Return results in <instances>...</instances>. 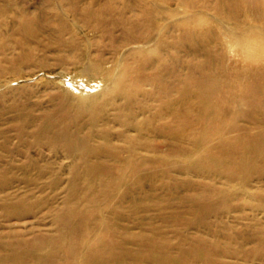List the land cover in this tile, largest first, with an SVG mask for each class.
Returning <instances> with one entry per match:
<instances>
[{"label": "rangeland", "instance_id": "obj_1", "mask_svg": "<svg viewBox=\"0 0 264 264\" xmlns=\"http://www.w3.org/2000/svg\"><path fill=\"white\" fill-rule=\"evenodd\" d=\"M68 1L0 0V182H6V186L0 188V253L6 252L7 243L30 240L41 234L57 235L55 215L57 211L67 209L66 190L73 179H77L74 182L80 190L77 195L87 196L80 202L83 208L80 209L84 210V214L87 213L91 224L89 232H92L93 244L97 247L112 241V232L106 233L108 228L111 229L110 222L119 226V230H129L121 235L126 241L140 234H146L150 238V228L158 226L167 238L163 241L177 243L178 236L173 232L181 230L169 217L175 213L184 214L185 217L189 215V208L183 202L190 194L186 182L208 184L211 180L195 173L181 174L173 169L165 176L163 173H151V162L146 161L152 158L151 150L136 149L138 155L135 156L127 150V143L119 134L126 133L132 138L142 135L147 144L158 147L163 153L168 150L166 146L170 144L171 139L156 137L143 131L139 134L132 126H122L123 123L117 120L119 110L124 111L122 96L116 97L105 108L101 106L99 99L113 92L116 80L113 81L110 77L117 78L120 69L127 62L136 79L140 81L131 85L138 93L159 92L157 88L160 86L155 82L159 76L163 81L161 87H165V83H174L181 92L183 84H190L193 80H184L186 70L182 69L180 64H173L174 67L179 65V73L176 71L172 76L167 75L166 67L174 62L172 57L175 56L174 47L169 46L177 42L183 44L177 49L178 58L183 62L192 60L193 63L195 61L190 55L191 48L210 42L215 49V63L217 61V65L220 64L222 71H225L224 74L215 75V79H219L220 83H228L225 92L228 90L229 94L226 98L237 96L245 99L248 94L245 87L250 83L249 78H252L253 74L259 76L258 70L264 66V0H114L116 8L123 10L124 18H131L136 12L124 3L143 1L149 4L151 9L153 7L154 13L161 10V13H155L156 25L142 19L141 27L148 28L152 25L154 30L150 32L155 40L164 42L162 49L169 48L170 52L164 53L165 57L162 58L153 52L158 48L154 40L124 42V34L119 29L100 32L92 26H84L79 15L70 13ZM85 1L78 3L75 0V5L82 9ZM105 1L107 0H100L101 3ZM255 6L261 11L257 16L252 11ZM26 18L35 24L33 27H36V31L32 36H27L20 30L22 20ZM183 23L193 25V31L187 32V26H182ZM173 25H177V28H173ZM253 27L259 31H251L250 28ZM166 31L169 32L165 34ZM186 32L189 34L185 35ZM142 45L149 47L135 50L137 46ZM148 52L154 59H158V63L153 67L152 64L142 63V70L137 71L140 66L131 59V54L137 53L139 58H142ZM254 54H259L258 61L250 60L249 57ZM88 67H93V70H87ZM176 75H182V78H177ZM171 94L170 99L179 97L173 91ZM138 99V105H161V102L150 101L147 95L138 96ZM219 103V108L228 111L235 108V105L233 107L227 104L225 99ZM91 107L96 111V122L91 121V117H95L89 114ZM148 110L144 113L140 111L142 115H138V122L150 115ZM104 113L109 120L102 118ZM169 120L166 118L161 124ZM239 124L252 127L251 123L249 125L245 120ZM39 125H47L51 129L50 132L59 134L62 130L69 129L74 132L79 129L82 137L91 136L93 155L90 156L93 161L99 160L104 164L107 167L105 169L111 171L110 174L116 175L121 161L131 156L138 157L137 163H147L148 171L152 175L147 174L144 177L139 190L136 186H131L133 192L120 207L124 213L123 219H113L111 213L113 205L117 207V192H113L108 201L99 200L93 204L87 201L91 193L88 189L91 188L89 177H86L81 166L77 176L72 174L73 158L63 150L62 143L36 140L34 132ZM204 129L199 126L195 130L204 133ZM106 130L110 132L111 146L118 151L116 157L106 151L105 139L102 137ZM212 130L214 131H210L205 137L218 138L216 129ZM178 143L190 146L187 143ZM175 145L176 142L173 146ZM217 146L218 144L210 146L214 156L218 154ZM162 160L160 162H165ZM178 160L186 161L181 157ZM76 162L80 163L79 160ZM109 167L111 169H108ZM102 174L98 171L93 175V194L100 195L102 192L100 179L107 177L106 171ZM250 178L248 185H242L237 180L227 182L221 175L213 179L216 187L230 195L229 204L232 208L220 219H210L215 221L218 227V238L209 237V234L204 237L217 239L222 243L211 264H264L258 259L247 261L241 254L237 255L238 253L233 251L232 254L224 252V249H234L239 247V244L248 250L252 249L254 243H245L243 238L250 237L255 228L259 227L260 230L264 226V213L254 212L249 208L250 204L260 202V194L264 196V175L254 173ZM134 197L140 200L141 205H133L131 200ZM74 203L75 201H72V204ZM16 206L24 209L23 215L7 214ZM211 234L215 235L212 232ZM188 236H194V230H189ZM128 248L135 252L137 246L129 244ZM44 253L48 255L47 250H44ZM172 256L176 257L175 250ZM199 259L196 258L194 264H201ZM205 262L210 264L208 260ZM144 264L154 263L146 261Z\"/></svg>", "mask_w": 264, "mask_h": 264}, {"label": "bare ground", "instance_id": "obj_2", "mask_svg": "<svg viewBox=\"0 0 264 264\" xmlns=\"http://www.w3.org/2000/svg\"><path fill=\"white\" fill-rule=\"evenodd\" d=\"M76 1L78 3H80L79 1L83 2V0ZM110 1L107 0L101 3L100 0H86L85 6H80L82 9L75 5V0H69L68 2L71 7L70 13L73 12L79 15L80 21L84 26H92L100 32L119 29L124 34V42H134L141 39L156 41L150 32L154 30L151 27L152 25H149L148 28L141 27V20L145 19V22L155 24L156 15L161 13V10H158L157 13L155 12V15L153 7L151 9L149 4L147 5L143 1L124 3L136 11L131 18H124L123 10L116 8L114 0ZM137 5L140 7H136ZM252 11L255 16L261 12L257 6L252 7ZM34 25L32 20L26 18L22 20L20 30L25 35L32 36L36 31V27H33ZM182 26H187V32L193 31V25L190 23H183ZM173 28H177V25H173ZM250 30L253 32L259 31L256 27L250 28ZM168 32L166 31L165 34ZM187 32L185 35L189 34ZM156 42L155 45L158 48L153 52L159 58L165 57L164 53L170 52L169 48L162 49L164 42L160 41V39H157ZM181 46H183L181 42L169 46L174 47L175 56L172 57L174 62L166 66L167 75L172 76V74H176L179 66L174 67L173 64H180V67L186 70L183 75L184 80H193L190 84H183L181 92L174 83H165V87H161L163 81L159 76L156 77L157 81H155L160 86L157 88L159 92L138 93L131 85L140 81L136 79L133 69L130 68L127 62L120 69L117 78H112L109 74L111 80H116L114 82V90L111 94L99 99L101 100V106L105 108L116 97L122 96V108L124 106V111L123 109L119 110L117 114V120L123 123L122 126L127 128L132 126L139 134L140 132H147L154 136L156 135V137L162 136L171 139L170 144L166 146L168 150L163 153L158 147L147 144L146 139L142 135L132 138L126 133L119 134L127 143V150L134 153L135 156L138 155L136 149L151 150L153 153L152 158L146 160L151 162V173H163V176H165L169 175V170L173 169L181 174L191 175V173H195L211 180L208 184L186 182V188L190 191V194L183 199V202L189 208V215L185 217L184 214L175 213L169 217L174 224H178L180 227L181 231L173 232L178 236L179 241L177 243L163 241V239L167 238L158 226L150 228V234H152L150 238L146 234H140L126 241L122 239L121 235L122 232H129V230L127 228L119 230V226L110 222L111 229L108 228L106 233L112 232V241L97 247L96 244H93L92 232H89L91 224L88 221L87 213L84 214V210H81L83 208L80 206L82 199L84 197L87 198V196L77 195L80 190H78L79 188L74 182L77 179H73L66 190V204H68V207L64 211H57L55 215L57 235L41 234L35 235L30 240L22 239L17 243H7L5 245L6 252L0 253V264H26V262H29V264H144L146 261H151L154 264H194L196 258H200L201 264H205V260H208L210 264L214 262L217 253H219L218 248L222 243L217 239H207L204 235L209 234V237L218 238V227L215 225V221L213 222L210 219H220L232 207L229 204L230 195L216 187L213 179L221 175L227 182L237 180L242 185H248L250 177L254 173L264 175V66L258 70L260 72L259 76H254L253 74L252 78H249L250 83L245 87L248 92L245 99L237 96L226 98V95L229 94L228 90L225 92L228 83L223 81L220 83L219 79H215V75L218 73L224 74L225 71H222L220 64L217 65V61L215 63V49L210 42L191 48L190 55L193 56L195 63L192 60L183 62L181 58H178L179 51L177 49ZM143 47L147 48L149 46H137L135 50L137 51L138 48L142 49ZM150 54L148 52L142 58H139L140 56L137 53L131 54V59L138 67L140 66L137 71L142 70V63L152 64V67L155 63H158V59H154ZM258 55L254 54V56L249 58L252 61H258ZM91 69L93 70V67H88L87 70ZM177 73L179 72L177 71ZM176 77L182 78V75H176ZM118 81L121 82L119 83ZM172 91L177 93L179 97L170 99ZM216 91H219V93H216ZM145 95L148 96L150 101L161 102V105L155 107L138 105V96ZM135 96L136 98L134 99ZM222 99H225L227 104H231L233 107L235 105V108H232V110L229 108V111L225 108H219V102ZM136 108L138 109L135 112ZM149 108L153 109L148 110ZM146 110H148L150 115L138 122V115H142ZM89 114L95 116L91 117L92 122L98 121L96 120V111L93 107L90 108ZM102 115L103 119L106 118L104 116L106 113ZM166 118L170 119L169 122L163 123L164 125L161 124V121L166 120ZM106 120L109 119L106 118ZM244 120L249 125L251 123L252 127L239 124L240 121ZM142 122L144 123L142 124ZM199 126L205 128L204 133L195 130ZM213 128L216 129L215 133L219 135H217L218 138L205 137L210 131H214L212 130ZM78 130L71 132L66 129L59 134L50 132L51 129L47 125H39L34 132V136L36 140L44 139L49 143H62L63 150L73 158L72 174L77 176L79 174V166L82 167L86 177H89V185L91 187H88L91 192L90 197L87 199L89 203H98L99 200L108 201L112 198L111 194L117 192V207L113 205L111 213L113 214V219H123L124 213L120 209L121 204L133 192L134 189H131V186H136L137 190L140 189L144 177L147 174H151L148 171L149 166H147V163H137L138 157L131 156V158L121 161L116 175L110 174L111 171L108 172L104 164L100 163L99 160L93 161V157L90 156L93 155V147L90 146L91 136L88 138L82 137ZM102 137L105 139L107 153L116 157L118 151L111 146L110 132L106 130ZM175 142L177 145L173 146ZM178 142L187 143L190 146H183ZM192 142L193 144L191 145ZM212 144H218L216 148L218 154L216 156L213 155V149H210ZM232 144L234 145L232 146ZM170 157L172 158L170 159ZM180 157L186 161L178 160ZM114 159L118 160L117 158ZM161 159L165 160V162L163 160V162H160ZM76 160H79L80 163L78 164ZM108 169L111 168L109 167ZM98 171L101 174L106 171L107 175L106 178L100 179L102 180L99 184L102 187L100 195L93 194V190H95L93 175ZM102 175L104 176V174ZM127 176H129L128 179ZM162 179L164 180L165 177ZM129 182L133 185H130L131 183ZM5 186L6 182H0V188ZM260 195V202L258 204H250L249 208L254 212L261 211L264 213V196ZM215 198L218 200H214ZM72 201H75V203L72 204ZM131 202H134V206L140 204V200L136 197ZM21 209L16 206L12 211L9 210L7 214L23 215L24 209ZM258 228L254 229L250 237L246 236L243 238L245 243H254L252 249L248 250L242 244H239V247L224 249V252L232 254L233 251L236 254L238 253L237 255L241 254L247 261L258 259L264 262V226L260 230ZM191 229L194 230V236L192 237L188 236ZM211 232L215 235L211 234ZM183 236L185 237L183 238ZM129 244L137 246L135 252L128 248ZM44 250H47L48 255L44 253ZM173 250H175L176 257L172 256Z\"/></svg>", "mask_w": 264, "mask_h": 264}]
</instances>
